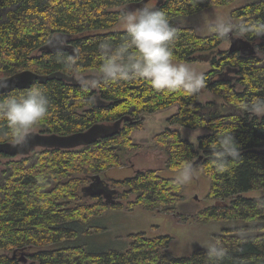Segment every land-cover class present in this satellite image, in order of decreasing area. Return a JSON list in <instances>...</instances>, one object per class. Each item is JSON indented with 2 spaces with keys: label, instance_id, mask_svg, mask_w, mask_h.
Returning a JSON list of instances; mask_svg holds the SVG:
<instances>
[{
  "label": "trees",
  "instance_id": "1",
  "mask_svg": "<svg viewBox=\"0 0 264 264\" xmlns=\"http://www.w3.org/2000/svg\"><path fill=\"white\" fill-rule=\"evenodd\" d=\"M147 1L0 0V75L7 77L25 69L43 75L68 74L64 65L56 62L57 49L49 46L50 39L62 37L65 55L78 50L80 74L94 71L89 78L98 77L102 63L99 44L108 41L115 48L126 35V29H115L121 14L131 7L141 8ZM235 1L155 0L152 7L165 12L177 30L171 45L174 61L191 63L210 55V69L203 74L206 86L197 96L157 91L142 78L116 84L101 81L87 89L58 78L32 84L44 88L49 99V114L37 126L42 132L69 135L99 123L112 125L127 115L133 122L124 120L118 134L92 144L69 149L42 147L5 164L0 170V264H25L28 259L30 264H209L204 248L188 256L174 255L169 250L170 235L131 234L124 250H93L79 242L81 234L103 230L94 217L108 208L121 209L124 201L129 209L141 206L178 214L183 186L156 169L113 179L108 186L111 197L93 195L97 202L89 205L83 201L84 188L93 183L95 175L122 166L120 153L138 148L132 133L141 129L143 115L175 104L178 112L168 119L170 126L154 136V143L166 151L171 169H181L203 157L195 166H201L211 179L208 196L221 203L203 210L201 220L236 223L216 235V243L226 253L219 264H264V117L243 113L237 107L239 102L264 97V36L248 35L242 38L243 47L230 52V48H221L228 39L219 40L213 33L202 36L193 26L181 24L184 17ZM231 18L239 20L237 24L264 22V0L233 10ZM23 90L16 88L0 98ZM204 90L223 102H201ZM173 125L209 132L195 143ZM215 127L233 130L240 147L239 158H230L224 173L215 172L211 165L208 145L217 139ZM5 132L6 123L0 121V142L9 141ZM251 191L260 194L245 195ZM132 195L134 199L129 200ZM21 256L27 261H21Z\"/></svg>",
  "mask_w": 264,
  "mask_h": 264
},
{
  "label": "clouds",
  "instance_id": "2",
  "mask_svg": "<svg viewBox=\"0 0 264 264\" xmlns=\"http://www.w3.org/2000/svg\"><path fill=\"white\" fill-rule=\"evenodd\" d=\"M121 22L126 29L122 41L113 48L108 41L99 44V59L102 61L99 76L86 79L79 75L78 50L74 54L65 55L61 49L65 46L62 37H53L49 46L57 48L55 59L64 65L65 71L71 75L84 89L96 87L101 81L116 84L133 79H146L157 91H182L188 96H197L205 88L203 74L187 64L175 63L171 45L177 36V30L171 25L165 12L144 6L135 11L126 10L121 14ZM202 27L215 34L219 40L231 37L245 38L254 35L264 36V22L235 24L230 18L214 17L205 19ZM257 54L259 50L256 49ZM7 77L0 76V88L8 87ZM237 107L243 113L256 117H264V97H253L250 101L239 102ZM49 114V99L46 90L32 85L28 89L12 92L0 98V121L6 123L8 139L13 147H23L30 135ZM217 139L208 147L211 152V165L217 173L228 171L229 160L240 156V147L236 143L233 130L215 127ZM194 170L191 164H185L178 183L191 181ZM206 257L209 264H219L225 256V249L219 245L206 246Z\"/></svg>",
  "mask_w": 264,
  "mask_h": 264
},
{
  "label": "rangeland",
  "instance_id": "3",
  "mask_svg": "<svg viewBox=\"0 0 264 264\" xmlns=\"http://www.w3.org/2000/svg\"><path fill=\"white\" fill-rule=\"evenodd\" d=\"M252 1L255 0H236L229 5H214L199 13L182 18L181 24L193 26L199 35H211V32L202 27L205 19L211 20L219 16L222 18H230L233 23L237 24L239 20L237 21L231 18L232 11ZM154 4L155 0H148L144 6L152 8ZM138 7H131L129 10L135 11ZM115 29H125L121 20L115 26ZM230 40L225 41L221 48L229 49L231 46ZM205 56L210 58V55H202L195 62H174L187 64L197 72L204 74L210 69L209 60L202 58ZM93 73L95 72L87 71L84 76L88 77L86 79H90L89 75H94ZM79 75L81 74L79 73ZM237 88L242 89L240 85ZM210 100H216L219 103L223 102V99L216 94L208 90L202 91L200 101L205 103ZM178 108L175 104L154 113H145L143 115L141 129H137L132 133V138L138 144V148L130 152L122 151L120 154L123 165L110 168L100 175L109 187L112 186L113 179L122 180L134 176L141 170L156 169L163 177L177 179L182 168L171 169L167 167L168 155L161 146L155 145L154 136L170 126L168 119L178 112ZM171 127L180 130L185 138L195 143H197L199 136L209 132L206 128L189 129L179 125H173ZM35 130L41 131L40 127H36ZM41 149L43 148L38 147L34 149L30 155L36 151H41ZM24 157V155L0 157V170L5 168L7 162L17 161ZM193 170L194 175L191 181L182 184L184 199L179 202L178 214L149 211L141 206H135L129 209L125 207V202L127 201H124L121 209L108 208L104 211L103 215L94 217V223L103 228V230L97 233L81 234L79 242L87 244L93 250L107 248L124 250L129 247L131 234L145 233L151 237L170 235L172 240L169 245V250L176 256H188L195 250L200 248L206 249L207 245L215 244L216 235L223 232L227 226H234L236 223L232 221L201 220L200 213L207 207L217 204L220 200H214L208 196L211 179L204 173L203 168L201 166H195ZM259 194L258 191H251L245 195L258 196ZM134 197L132 195L129 200H133ZM83 201L86 205L97 202L93 195L90 194H86V198ZM30 263H32V260L28 259L25 264Z\"/></svg>",
  "mask_w": 264,
  "mask_h": 264
},
{
  "label": "water",
  "instance_id": "4",
  "mask_svg": "<svg viewBox=\"0 0 264 264\" xmlns=\"http://www.w3.org/2000/svg\"><path fill=\"white\" fill-rule=\"evenodd\" d=\"M242 38L231 37V46L230 52H233L239 47H243ZM241 45V46H240ZM53 47V46H52ZM57 49L56 47H53ZM73 49L72 47H70ZM204 60H209V57H202ZM87 77V76H83ZM89 77H92V75ZM7 84L8 87L0 88V94L8 93L13 91L16 88L19 89H27L31 87L36 81H48L53 78L58 79H66L76 82V80L65 73L60 71L53 72L48 75L39 74L33 70L25 69L19 71L13 75L7 76ZM88 78V77H87ZM124 120L133 122V118L129 115L124 116L117 121H115L112 125L105 124H95L91 126L88 130L76 132L69 135H61L57 133H48L42 131H34L25 146L23 147H13L9 141L0 142V154H6L9 156H17V155H28L34 149L38 147H60V148H74L85 144H92L98 141L101 137H110L119 133L121 129V125ZM202 156H200L197 160H195L191 165L194 167L197 163L202 160ZM84 194L90 195H105L107 198L111 197L110 189L108 185L103 181L100 175L94 176L93 183L85 186ZM220 201L217 202V205H220ZM15 256V255H14ZM21 261L26 262L27 258L21 257Z\"/></svg>",
  "mask_w": 264,
  "mask_h": 264
}]
</instances>
